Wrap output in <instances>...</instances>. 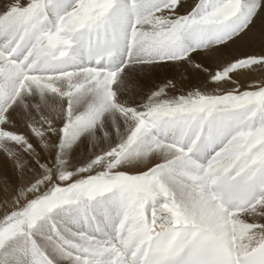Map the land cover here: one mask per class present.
Returning <instances> with one entry per match:
<instances>
[{"label":"snow or ice","instance_id":"obj_1","mask_svg":"<svg viewBox=\"0 0 264 264\" xmlns=\"http://www.w3.org/2000/svg\"><path fill=\"white\" fill-rule=\"evenodd\" d=\"M0 264H264V0H0Z\"/></svg>","mask_w":264,"mask_h":264},{"label":"rangeland","instance_id":"obj_2","mask_svg":"<svg viewBox=\"0 0 264 264\" xmlns=\"http://www.w3.org/2000/svg\"><path fill=\"white\" fill-rule=\"evenodd\" d=\"M165 76H171V72H170V69H167V68H159L155 71V73L153 74V78L155 80H157V82L160 80V79H163Z\"/></svg>","mask_w":264,"mask_h":264},{"label":"bare ground","instance_id":"obj_3","mask_svg":"<svg viewBox=\"0 0 264 264\" xmlns=\"http://www.w3.org/2000/svg\"><path fill=\"white\" fill-rule=\"evenodd\" d=\"M171 72V71H170Z\"/></svg>","mask_w":264,"mask_h":264}]
</instances>
